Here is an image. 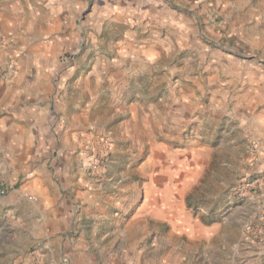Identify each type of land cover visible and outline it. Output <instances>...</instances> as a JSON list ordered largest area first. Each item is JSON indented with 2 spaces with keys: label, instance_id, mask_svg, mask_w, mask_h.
Instances as JSON below:
<instances>
[{
  "label": "rangeland",
  "instance_id": "rangeland-1",
  "mask_svg": "<svg viewBox=\"0 0 264 264\" xmlns=\"http://www.w3.org/2000/svg\"><path fill=\"white\" fill-rule=\"evenodd\" d=\"M75 3L42 60L26 51L59 33L57 10L0 0V85L47 84L29 83L30 64L48 72L58 119L76 122L40 172L0 149V264H264V135L250 116L264 113V0ZM33 174L64 211L56 235L36 234Z\"/></svg>",
  "mask_w": 264,
  "mask_h": 264
},
{
  "label": "crops",
  "instance_id": "crops-1",
  "mask_svg": "<svg viewBox=\"0 0 264 264\" xmlns=\"http://www.w3.org/2000/svg\"><path fill=\"white\" fill-rule=\"evenodd\" d=\"M46 3L50 4L51 7L55 8L58 12V15L53 19V23H51L48 28L51 30H58L59 33L51 34V37L48 38L46 43H37V48H30L31 52L26 51V53L32 56V59L33 57L34 59L39 57L42 60H49L55 55L53 54L54 50H56L58 44L63 40V34L61 33L63 29V16L70 9L73 7L76 9L78 6L75 0H46ZM36 70L37 69L30 64L28 68L30 72L27 73L28 75L25 74L29 83H33V78L39 76V81L47 84H36V86L33 84L26 85L25 83L10 86L0 85V149L2 152H8L10 156L17 155L18 157H28L29 161L27 165H29L30 168H35V166L38 167L37 171L40 172V168L47 166V162L42 160L43 153L50 152L53 147L52 144L56 141H60V139H64L65 142L68 141L70 143V139H72L73 135L72 130L76 127V122L69 121L68 119L63 120V117H60L61 120L60 118L58 119V112H56V110L61 109L59 108L61 103L57 105L55 102H50L54 94L52 86L48 84L49 81H52V79H50L51 74L48 72L36 74ZM259 73H261L259 75L260 79L264 82V71ZM9 96H11L10 101H8L4 108L3 104L8 100ZM248 110H250L249 106L244 113L250 115L251 110ZM250 116H252L256 122L257 131L263 136L264 113L258 114L252 111ZM36 160H39V163H37ZM65 169L68 170L69 167ZM32 179L42 192L43 202L45 203L44 208L37 207L38 211L41 209L40 211L44 212L42 215L45 218V222L39 225V231L36 232V234H38V236L41 234H55L62 230V224L65 221L63 217L64 211L56 207L48 190H46L44 186L38 185L41 180L40 177L37 176V174H33ZM47 244L50 250L54 248L50 240ZM58 248L61 257V244H59ZM84 261L92 262L89 256H85Z\"/></svg>",
  "mask_w": 264,
  "mask_h": 264
},
{
  "label": "built area",
  "instance_id": "built-area-1",
  "mask_svg": "<svg viewBox=\"0 0 264 264\" xmlns=\"http://www.w3.org/2000/svg\"><path fill=\"white\" fill-rule=\"evenodd\" d=\"M255 185H256L255 182L248 180L240 187V191L242 193L253 192V191H255ZM4 194H6V188L4 186L0 185V195H4ZM31 198L34 199V196H31ZM258 216L260 217V219L262 221L261 239H262V242L264 244V198L261 199V201H260Z\"/></svg>",
  "mask_w": 264,
  "mask_h": 264
}]
</instances>
